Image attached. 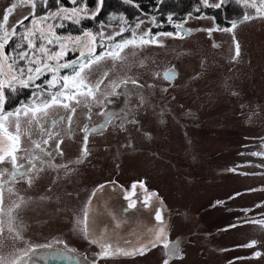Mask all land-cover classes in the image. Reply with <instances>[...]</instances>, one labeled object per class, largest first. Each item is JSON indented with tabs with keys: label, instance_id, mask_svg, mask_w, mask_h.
<instances>
[{
	"label": "rangeland",
	"instance_id": "obj_1",
	"mask_svg": "<svg viewBox=\"0 0 264 264\" xmlns=\"http://www.w3.org/2000/svg\"><path fill=\"white\" fill-rule=\"evenodd\" d=\"M13 3L0 0V24ZM32 3L24 0L8 13L0 30L10 45L8 60L1 61L8 80L34 75L28 68L41 61L64 64L93 50L90 36L81 42L82 32L65 35L71 46L41 38L37 19L34 31L26 25L13 36ZM72 3L85 17L99 2L93 9ZM248 23L217 31L211 17L200 15L155 36L147 33L149 20L100 25L98 34L90 31L99 47L90 66L87 59L64 75L45 70L29 91L37 99L60 92L69 107L53 105L37 119L19 110L15 147L0 134L9 144L3 168L10 178L12 164L23 172L0 193V235L14 240L6 248L62 242L91 264H264V17ZM58 24L55 18L41 26L52 31ZM123 33L129 35L120 44L134 43L116 48L113 39ZM111 51L118 58H110ZM20 52L28 59H19ZM16 122L15 114L5 121L13 135ZM10 211L21 219V239L3 231ZM172 242L178 246L168 255Z\"/></svg>",
	"mask_w": 264,
	"mask_h": 264
},
{
	"label": "flooded vegetation",
	"instance_id": "obj_2",
	"mask_svg": "<svg viewBox=\"0 0 264 264\" xmlns=\"http://www.w3.org/2000/svg\"><path fill=\"white\" fill-rule=\"evenodd\" d=\"M18 1V0H16ZM27 1H32L35 4V7H33V3L30 6L31 8V13L27 16L28 19H23V23L22 24H16L15 25V29L16 32L17 30H20L21 27L29 25L30 29L32 31H34V22L37 19L38 21L35 22L36 25V32H38L40 34V31L42 30L44 32V37H46L49 40H55L58 42H65L68 45H73L70 41L67 40V37L65 36L67 33H72L75 28L73 27V24H75L76 26H78L77 29L81 30V32L83 33L81 35L82 39V43L85 39V36H90L91 40H92V47L94 51V46H95V53L98 51L99 47H98V43L96 41L95 36L89 31V29L86 27V21L88 19H92L95 15H97V13L100 11L99 6L101 3L102 6V2L105 0H98V5L97 8L95 9L94 13L91 16H79L76 11L75 8L73 6L72 1L73 0H53L54 6L52 9H48V11H43L42 9L44 7L47 6V4H45L48 0H27ZM36 1V2H35ZM76 1V0H75ZM81 2H84L85 7L88 8L87 2L90 0H78ZM91 1H97V0H91ZM202 2V0H200ZM208 2L204 3L203 6L209 7L210 10L217 12L218 10H223L224 7L226 5H228L230 2L232 3L231 6L236 7L235 13L236 15L240 16V18L238 20H236L237 22H243L246 24H249L248 22L250 20H253L254 18H258V17H264V12H258L257 9H264V4L261 3V0H206ZM39 2V3H38ZM45 2V3H44ZM64 2V3H63ZM203 3V2H202ZM219 5V6H217ZM99 9V11H98ZM43 11V12H42ZM45 13H49V16H46ZM61 13H66L68 16H60ZM39 16V18H38ZM48 18L50 17L49 20L47 21H43L42 18ZM71 17H73L75 20H77L76 22H72ZM245 17H248V19H245ZM55 18H58L59 20V24L55 26V28L52 31H44L42 29V23L48 22L52 19L55 20ZM183 21V20H182ZM213 23H214V28L215 30H228L231 29L232 27L230 26L232 23L236 22H230V23H215L214 20L212 19ZM181 22V21H180ZM219 24V25H218ZM221 24V25H220ZM1 31H5V28L0 29ZM174 31H175V26H174ZM174 31L172 33H174ZM64 34V36H57L56 34ZM1 42V41H0ZM95 43V44H94ZM9 44H6L5 48L3 49V52L7 55L9 52ZM92 54V53H91ZM91 54H85V55H91ZM81 56V55H80ZM80 56H78L77 58H79ZM76 58V59H77ZM71 59V58H70ZM76 59H71L67 64L73 62ZM89 59V58H88ZM2 59H0V64H1ZM53 65V64H51ZM56 66V65H53ZM71 70V68L65 70V71H58L61 75L67 74L68 71ZM45 70H43L39 75L38 78H36L37 74L35 73L33 75V80L31 82L28 83L27 86H23L20 83V80L23 79L25 81H27L28 77H18L15 81L12 80H8L6 75L2 76L5 85L8 84L9 81H12L13 83V87L9 88L8 86H5L3 89V103L0 104V115H6L7 113H11L8 111V107H10L9 103H13L12 101V94H17V93H24L30 90V85H32L35 81H37L38 79H42V74L44 73ZM33 93L34 92H29V94L31 95V97L34 100H40V102H43L45 99H49L51 98V94L52 93H45L48 95V97L44 94V96L40 99L34 98L33 97ZM61 100H64V96H60ZM51 100V99H50ZM49 100V101H50ZM18 103L21 102L20 100L17 101ZM64 103V102H63ZM21 110V109H26V110H31L32 108H29L27 106H23L20 105L19 107L16 108V112L17 110ZM110 115H106V117H109ZM52 124V122H51ZM72 134V133H71ZM8 139L2 138L0 139V156H3L4 159L2 161H0V193L4 192L3 190H5L8 187L9 182L15 179H19L21 177H23V172H19L18 168L14 166V164L11 165V174L12 177L10 178L8 175V170L4 169L3 166L6 165V168H8V155L6 153L7 148L9 146L8 144ZM45 158L44 159H48L50 160L45 154H44ZM38 161H36V163H38ZM32 165V162H29V166ZM15 172V176H13V173ZM5 197V196H4ZM3 198V197H2ZM19 207H17L18 209ZM7 217V216H6ZM7 223L5 222L4 226H2L3 231H8L11 227L10 223H9V218L7 217ZM14 217H12V224L15 225V230H12L13 234L18 237L19 239H21V234L19 231V228H22L20 220H18ZM19 224V225H18ZM9 226V229L7 228ZM24 227V226H23ZM25 229V228H24ZM32 239V238H30ZM70 240V239H69ZM14 240L11 239V237H7L4 235V233H2L0 235V264H91L88 260V257L86 254H84V252L79 251V250H73L72 248L68 247V244L66 246H64V244L62 242H55L53 244L52 247L50 248H38V249H24V248H20L21 245L20 243H17V248H6V246H8L9 243H13ZM118 258V256H117Z\"/></svg>",
	"mask_w": 264,
	"mask_h": 264
},
{
	"label": "trees",
	"instance_id": "obj_3",
	"mask_svg": "<svg viewBox=\"0 0 264 264\" xmlns=\"http://www.w3.org/2000/svg\"><path fill=\"white\" fill-rule=\"evenodd\" d=\"M45 3V2H44ZM53 0H48L43 11H48L54 6ZM64 3V2H63ZM88 7L93 9L94 1L87 2ZM230 2L223 10L217 12L210 10L209 7L203 6L200 0H105L102 2L100 11L92 19L86 21V27L94 35L98 34L99 26H116L119 22L124 21L130 27L137 26L144 21H151V25L147 30L148 35L155 36L157 34L172 33L174 26L187 17H198L205 15L211 17L215 23H230L238 20L240 16L234 14L236 7L231 6ZM42 11V12H43ZM219 25V24H218ZM221 25V24H220ZM75 30L73 36L80 34L81 30L73 24ZM96 33V34H95ZM129 33H123L113 39L115 45L120 44ZM113 52V51H111ZM110 53V52H109ZM30 91L24 93L12 94L13 103H9L8 111L13 113L20 105L34 108L41 106L43 102L34 100L29 94ZM47 97L48 95L45 94ZM51 99V98H50ZM49 97L47 100H50ZM61 100V98L59 97ZM20 100L21 102H17ZM62 101V100H61Z\"/></svg>",
	"mask_w": 264,
	"mask_h": 264
},
{
	"label": "snow or ice",
	"instance_id": "obj_4",
	"mask_svg": "<svg viewBox=\"0 0 264 264\" xmlns=\"http://www.w3.org/2000/svg\"><path fill=\"white\" fill-rule=\"evenodd\" d=\"M23 2H24V0H18V3H13V5L7 10V12L5 14H3V21H4V23L3 24H0V28H4L6 26V23L8 21V13H10L11 11H13L16 7H18L21 4H23ZM73 2H75V0H73ZM101 2H102V0H101ZM261 3L264 4V0H261ZM217 6H219V5H217ZM33 7H35L34 2H33ZM257 11L258 12H264V9L258 8ZM24 19H28V17L26 16V17H24ZM245 19H248V17H245ZM22 23H23V21H19L18 22V24H22ZM232 27L233 28L236 27L235 22L233 23ZM228 30L230 31L231 29H228ZM12 34H13V36H15V34H16L15 27L12 30ZM44 35H45L44 32L41 30L40 31V37L43 38ZM168 35H171V34H168ZM23 38L25 40H29V37L27 35H25ZM109 39H111V38H109ZM0 40L3 41V42H0V59H2L3 61H7L8 60V56L3 52V49L5 48V45L8 43V38H7V33L6 32H5V35L3 37H0ZM77 41L78 42L80 41V38L79 37H77ZM49 42H52V41L50 40ZM149 42H152V41H142V43H149ZM129 43H134V41H124V43H122V44H117L116 45V48H123L124 46H126ZM213 46L216 47L218 45H213ZM17 47L20 48L22 46L21 45H17ZM34 47H35L34 43L31 40H29L28 48L31 49V48H34ZM80 55H81V57H84L85 56V53H81ZM103 55L104 54L102 53L101 55L96 56L95 57V60L96 61H99L100 59H102ZM108 55H109L110 58L116 59V58H118V55L119 54L116 53V52H110V53H108ZM239 55H240V50H239V45L237 44L236 45V56H239ZM48 58L49 59H52L51 56H49ZM19 59L27 60L28 59L27 52H20L19 53ZM91 63H92V60H91V58H89L88 61H87V65L86 66H90ZM15 64H16V61L13 60L11 63L8 64V69L9 70H14ZM68 67H69V64H67V63L58 64L56 66H53L51 64H46V63H43V61H41V66H37L34 70L31 67H29L28 68V72L29 73H32L34 71L37 74L36 78H38V75L43 70L58 72L60 68H68ZM20 75L21 76L24 75V69L23 68L20 69ZM76 75L77 76H80V73H77ZM0 76H5V72L3 70V65L2 64H0ZM169 76H170V73H165V78L166 79H168ZM33 78H34L33 75L30 74L28 76L27 81L21 79L20 80V83L23 86H27L28 83L33 80ZM15 80H16V77H12V81H15ZM63 80L65 82H67L69 80V77L68 76H64L63 77ZM12 81H9L8 84H7V86L9 88H12L13 87ZM81 84H83V78H81ZM4 87H5V84L3 82H0V104L3 103V89H4ZM63 87L64 88H67L68 87L67 83H65L63 85ZM88 94L91 95V91H89ZM60 95H61L60 92H56L55 94H51V100L50 101L47 100V99H45L43 101V103H42L41 106L32 108L30 110L31 111L32 118L33 119H37L39 114L46 115L47 114V109L50 108L53 105H56V104H62L63 107L68 108L69 105L67 103H63L59 99ZM68 99H74V97H71L70 96V97H68ZM77 102L79 103V101H77ZM71 111L74 112L75 109H71ZM12 115H14V114L13 113H7L6 115H0V133H3L4 135H6L7 138L10 141H12L13 147H15L17 145L18 141H19V130H20V124H19V119H18V117H19V109L15 113V115L17 116V122L15 124V127H16V134L15 135H13L11 132H9L8 131V128L5 126V121L7 120V118L9 116H12ZM24 115L25 116H28L29 115V112L28 111H25L24 112ZM69 121H71V116H69ZM56 122L57 121H53L52 122L53 126L55 125ZM86 131H88V130H86ZM85 139H87V137H85ZM46 142L47 141H45V143ZM9 155H11V153H9ZM3 159H4V157L3 156H0V161H2ZM13 159H14V157H13ZM13 176H15V172L13 173ZM141 186H143L142 182H141ZM133 188H135V184L133 185ZM0 200H2V196H0ZM17 207H19V206H17ZM156 218H157V220H161V216H160L159 212H157V217ZM9 223L11 225V227H10L9 230L10 231L15 230V225L12 224V213H11V211L9 212ZM247 246L248 247H251L252 245L250 244V245H247ZM101 247H102V250H103V254L104 255H107L108 253L106 251V246L102 245ZM166 247H167V245H166ZM117 251L118 252H121V250H119V249ZM121 254L129 255L130 253L121 252ZM256 255H259V253H257ZM165 264H167V262H165Z\"/></svg>",
	"mask_w": 264,
	"mask_h": 264
},
{
	"label": "water",
	"instance_id": "obj_5",
	"mask_svg": "<svg viewBox=\"0 0 264 264\" xmlns=\"http://www.w3.org/2000/svg\"><path fill=\"white\" fill-rule=\"evenodd\" d=\"M100 7H101V3H100V6H99V9H100ZM99 9H98V11H99ZM50 19V17H48V18H42V20L43 21H47V20H49ZM83 39V38H82ZM95 44V43H94ZM95 54V46H94V51L92 52V54L91 55H85L84 57H79V58H77L76 60H74L73 62H71V63H69V67L68 68H60L59 69V71H65V70H67V69H69V68H72V67H74V66H76V65H78V64H80L82 61H85L86 59H88L90 56H92V55H94ZM173 78V74L172 73H170V76H169V80L170 79H172ZM177 246H178V242H172V243H169L168 245H167V247H166V252H167V254L168 255H172V254H174V252L176 251V249H177Z\"/></svg>",
	"mask_w": 264,
	"mask_h": 264
}]
</instances>
